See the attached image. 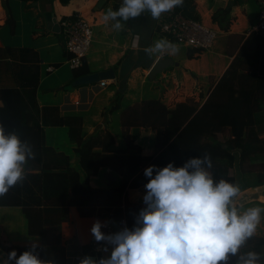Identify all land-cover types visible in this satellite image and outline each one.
<instances>
[{"label": "crops", "instance_id": "1", "mask_svg": "<svg viewBox=\"0 0 264 264\" xmlns=\"http://www.w3.org/2000/svg\"><path fill=\"white\" fill-rule=\"evenodd\" d=\"M231 1L194 0L196 15L201 22L219 33L220 40L207 52L198 53V50L190 49L185 57L176 59L177 53L175 47H171L170 39L161 36L159 26H155L149 18L154 0H69L67 4H62L61 0H39L34 5L32 1L0 0V89L22 86L19 75L23 65L18 50L30 48L37 52L40 83L36 102L40 109L46 148L69 159L68 163L65 160L61 163L67 170L64 174L78 172L80 182L84 185L88 183L95 190L109 192L91 208L81 202L80 209L78 206L56 204L65 202L60 198L67 201L69 192L67 195L58 192L44 194L31 186L22 193L21 201L26 206L38 207L37 203L42 200L43 235L29 234L28 221L21 208L0 207V264H17L10 257L11 251L7 249L10 246H41L44 251L43 264H197L203 259L200 253L204 254L209 247L216 245L213 244L214 236L221 238L224 232L231 230L252 235L251 226L264 224V184L257 183V174L240 173L230 204L239 201V197L245 194L249 197L236 209L240 216L246 217L241 219L242 224L237 221L238 216H232L229 220L215 219L202 239V248L200 246L197 250L193 246L183 249L157 248L155 245L170 229L178 234L185 227V218H163L160 203H176L168 200L159 202L160 198L150 186L130 188L127 194L113 192L119 187L122 175L111 167H100L96 175L87 177L80 168L76 153L78 145L71 134L72 128L78 130L82 137L109 132L114 136L115 144L108 153L116 154L126 147L127 142L123 138L126 129L120 120L123 111L129 106L147 100H159L172 109L180 102L201 106L250 35L256 22L252 19L255 9L260 10L258 0L242 1L233 8L230 31L223 32L212 23V15L216 9L226 8ZM8 8L15 22L14 28L6 24L5 9ZM77 16L87 19L94 30L92 48L84 59L90 74L110 69L115 71L114 80H104L108 85L105 89L100 90L98 84H94L78 90H65L75 78L74 70L68 64L71 55L66 50L61 22L68 18L73 20ZM54 21L60 25L59 33L54 32ZM120 90L123 99L120 109L116 111L112 108L116 103V93ZM77 100L91 104L75 107L74 102ZM63 119L65 125L59 123ZM128 134L130 140L141 148V156L155 154V132L131 128ZM0 148L9 155L8 148L2 145ZM94 152L102 153V148L98 147ZM18 168L23 175L40 173L38 169L25 167L24 163ZM250 187L256 192H252ZM30 189L33 195L29 193ZM54 202L56 205H53ZM129 204H140L151 209L156 233L146 248H128L125 222L114 219L116 212L124 210ZM105 223L113 225L116 241L104 253L97 254L91 248L93 235ZM218 224L223 227L222 231L218 230ZM205 240L210 243L207 248H203L207 244ZM244 249L248 252L249 247ZM263 249L260 250V258L264 263Z\"/></svg>", "mask_w": 264, "mask_h": 264}, {"label": "trees", "instance_id": "2", "mask_svg": "<svg viewBox=\"0 0 264 264\" xmlns=\"http://www.w3.org/2000/svg\"><path fill=\"white\" fill-rule=\"evenodd\" d=\"M242 1L232 0L226 8L216 9L212 23L221 31L229 32L233 8ZM68 2L61 0L62 4ZM176 8L186 17L200 20L195 12L194 0H176ZM5 11L6 24L14 28L15 22L9 8ZM262 42L255 34L246 38L224 75L199 107L186 102L178 104L175 109H169L159 100H147L126 108L120 122L126 129L123 138L127 143L125 149L116 154L108 153L109 148L115 144L111 133L99 132L82 137L78 130L72 128V139L78 145V162L87 177L96 175L100 167H111L122 175L119 187L113 192L127 194L130 188L150 186L160 199L172 203L210 201V208L193 210L185 217L186 224L182 232L177 234L170 229L155 247L183 249L193 246L197 250L204 238L202 232L207 221L212 223L217 218L231 219L234 210L229 205L236 192L237 176L240 180V173H252L244 169L247 162L261 166L257 172V183L264 184V139L260 138L262 125L258 124V118L264 115ZM250 45L253 46L251 50ZM18 51L22 56L23 67L19 75L22 86L0 89V100L3 103L0 106V145L10 152L8 155L0 149V207L21 208L28 221L29 234L42 236V200L37 203L38 207L26 206L21 201L22 193L31 186L37 187L44 194L58 192L67 195L69 192L67 201L60 198L65 202L59 201L56 204L78 206L80 209L81 202L91 208L109 192L95 190L88 183L84 185L80 182L78 172L64 174L67 170L61 163L63 160L68 163L69 159L46 148L40 124V109L36 102V91L40 83L39 55L30 48ZM87 75H90V70L86 63L74 70L75 80ZM122 99L120 90L116 93V103L112 109L119 110ZM59 123L65 125V120ZM131 128L155 132L154 155L141 156V148L130 140L128 133ZM226 130L230 137L222 142L218 136ZM98 147L102 148V153L94 152ZM22 163L31 170H40V173L23 175L18 168ZM206 170L210 171V176L207 177V183H204L198 174ZM152 178L159 180L150 183ZM29 193L33 195L32 189ZM56 204L54 202L53 205ZM114 219L125 222V242L128 248L150 246L155 237L156 224L149 207L129 204L124 210H118ZM232 239L238 241L240 250L241 247H249L248 257H251L233 264H264L260 258L264 238L232 230L224 232L219 243L211 247L210 252L204 254V260L197 264H212L211 257H223L232 249ZM7 249L11 251L12 261L17 264H43L44 251L41 246H10ZM191 258L192 255L188 259Z\"/></svg>", "mask_w": 264, "mask_h": 264}, {"label": "built area", "instance_id": "3", "mask_svg": "<svg viewBox=\"0 0 264 264\" xmlns=\"http://www.w3.org/2000/svg\"><path fill=\"white\" fill-rule=\"evenodd\" d=\"M258 2L259 15L250 34H255L264 42V0H258ZM157 24L160 32L170 40L174 39L179 45L201 52L211 50L219 34L200 20L188 18L182 11L177 10L176 0L165 1L163 12ZM61 30L66 40L67 52L71 55L69 65L71 69L77 70L84 65V59L92 48L94 42L93 26L83 17L77 16L73 20L69 18L62 20ZM49 71H52V68H49ZM97 84L100 90L108 86L105 81H100ZM90 104L91 102H82L81 100L74 102L75 107L90 106ZM115 241L116 232L113 225L105 223L94 232L91 248L95 253L102 254Z\"/></svg>", "mask_w": 264, "mask_h": 264}, {"label": "rangeland", "instance_id": "4", "mask_svg": "<svg viewBox=\"0 0 264 264\" xmlns=\"http://www.w3.org/2000/svg\"><path fill=\"white\" fill-rule=\"evenodd\" d=\"M34 4H36V2H34L33 3V5ZM259 15V9H258V11H257V8L255 9V12H254V14H253V16H252V19H255L256 20V22H257V19H258V15ZM87 20V19H86ZM88 21V20H87ZM89 22V21H88ZM255 22V23H256ZM90 23V22H89ZM91 24V23H90ZM154 25L155 26H157L158 24L157 23H154ZM159 26V25H158ZM161 36H163V34L162 33H159ZM164 37V36H163ZM219 40H220V35L218 34V37H217V40H216V43H215V45L219 42ZM171 42H170V44H171V47H175V51H176V53H177V55H176V59H180V58H182V56H186L187 54H188V52L190 51V49L189 48H187V47H184V46H182V45H179V44H177L176 42H175V40L174 39H172V40H170ZM263 43V42H262ZM215 45H214V47H215ZM213 47V48H214ZM67 50V49H66ZM214 52H216V50L214 49L213 50ZM196 52H198V53H201V51L199 52V51H196ZM203 52H207V51H203ZM181 56V57H180ZM183 57V58H184ZM177 63V62H176ZM68 64H69V62H68ZM69 67H70V65H69ZM69 67H67V70H70V68ZM68 74L70 73V72H67ZM74 75V74H73ZM72 76V75H71ZM150 84V80H148V85ZM92 85H94V84H91V86ZM87 86H89V85H87ZM84 87V86H83ZM80 88V87H79ZM79 88H76V90H78ZM209 96V95H208ZM181 103V102H180ZM180 103H177V105L178 104H180ZM176 107V106H175ZM175 107L173 108V109H175ZM169 108V107H168ZM92 109H94V108H92ZM169 109H172V108H169ZM82 114H84V113H82ZM259 116H260V114H259ZM256 118H258V115L256 116ZM258 124L259 125H262L261 126V129H262V132H261V134H260V138L261 139H264V115H262V116H260L259 118H258ZM258 126V125H257ZM255 130H256V132H257V128L255 127L254 128ZM230 133H229V131L228 130H226L224 133H222V134H220L219 136H218V138H219V140L220 141H222V142H225L227 139H229V137H230V135H229ZM1 149V148H0ZM244 169L246 170V171H251L252 173H254V174H257V172L259 171V170H261V166L259 165V164H251L250 162H247L246 164H244ZM152 171V170H151ZM231 174H232V171H231ZM209 175H210V171H208V170H206L205 172H202V173H199L198 174V176L200 177V179H201V181H203L204 183H207V181H208V178L207 177H209ZM254 178H252L251 180H253ZM158 178H152L151 180H150V183H157L158 182ZM256 180V179H255ZM252 186H255V184H252ZM239 187V186H238ZM244 186H242V188H243ZM251 188V187H250ZM252 189V188H251ZM252 192H256L255 190H251ZM252 196L253 195H251V198H252ZM263 198V197H262ZM259 199H261V198H259ZM233 200V199H232ZM247 200H249V197L248 196H246V194L245 195H243V196H241V197H239V201H234V202H232L229 206L231 207V209H233L234 210V212H233V215L232 216H238L237 217V221H239V224H242L241 223V219H244V218H246L244 215H242L241 214V216H240V214L239 213H237L236 212V209L237 208H240L238 205H240L241 203H243V202H246ZM264 200V199H263ZM162 201H164L165 202V200H162V199H160L159 200V202H162ZM237 202V203H236ZM165 204V203H164ZM167 205H169V204H167ZM237 206V207H236ZM236 207V208H235ZM160 210V209H159ZM238 210V209H237ZM237 213V214H236ZM158 216H160V214L158 215ZM248 222V221H247ZM210 224H211V222L210 221H207L206 223H205V225H204V229H203V232H202V236L204 237L205 236V233L208 231V229L210 228ZM258 225L259 226H257V225H253V226H251L252 228V230H250V233L252 234V235H254V236H256V237H260V238H264V224H260V223H258ZM216 230H217V228H216ZM216 230H214V231H216ZM218 230L219 231H222L223 230V227H221L220 226V224H218ZM258 235V236H257ZM214 240H213V244H218L219 243V241H220V236L217 238L216 236H214V238H213ZM206 241V240H205ZM206 243H207V241H206ZM209 244L210 243H207L206 245H205V247H203V248H207L208 246H209ZM230 244H231V247H232V249H230L229 251H227L224 255H223V257H211V263L212 264H233V263H237V261L238 260H247L248 259V254L246 253L247 251H246V249H244V247H241V249L242 250H240V244L238 243V241L237 240H235V239H232V240H230ZM201 246V245H200ZM216 246V245H215ZM214 247V246H213ZM264 247V246H263ZM262 247V248H263ZM201 248H202V246H201ZM207 251L208 252H210V247L207 249ZM241 251V252H240ZM263 251H264V249H263ZM206 253V252H205ZM204 253V254H205ZM244 255H242V254ZM204 254H202V253H200V255L203 257L204 256ZM202 259V258H201ZM203 260H204V257H203ZM209 259H207V261H208ZM207 264H210L209 262H207Z\"/></svg>", "mask_w": 264, "mask_h": 264}, {"label": "water", "instance_id": "5", "mask_svg": "<svg viewBox=\"0 0 264 264\" xmlns=\"http://www.w3.org/2000/svg\"><path fill=\"white\" fill-rule=\"evenodd\" d=\"M166 0H154L150 7V20L154 23H157L159 17L161 16ZM54 32H60V25L54 21ZM159 64H157L158 66ZM156 66V67H157ZM116 77L115 71L113 69L103 71L100 73H94L87 76L80 77L74 80L69 86L65 88L66 91H72L73 89L97 84L100 81L104 80H114ZM163 209V218L166 220L168 218H185L187 215H190L193 210H197L200 208H210V201L200 200L195 202H179L174 205H167L164 203H160Z\"/></svg>", "mask_w": 264, "mask_h": 264}]
</instances>
